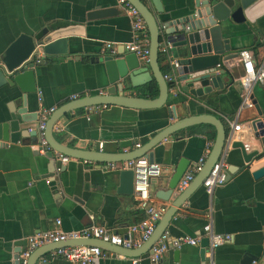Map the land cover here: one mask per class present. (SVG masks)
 Wrapping results in <instances>:
<instances>
[{
	"label": "crops",
	"instance_id": "0c3cea01",
	"mask_svg": "<svg viewBox=\"0 0 264 264\" xmlns=\"http://www.w3.org/2000/svg\"><path fill=\"white\" fill-rule=\"evenodd\" d=\"M194 1L160 0L163 13H158L151 0H142L161 20L186 14L193 8ZM109 8H113V12L88 17ZM255 14L252 22L235 26L232 47L235 52L248 49L261 57L264 2ZM131 21L132 17L119 0H0V52L20 34L38 38L46 29L75 27L67 36V54L34 68L33 91L24 93L16 85H0V121L9 109L20 105L18 97L22 94L26 95L27 111L37 114L42 107L58 108L72 100L73 94L78 98L100 94V91L104 94L109 86L104 59L109 54L102 52V45L106 41L118 44L132 41ZM117 49L118 53L124 50L121 45ZM127 53L124 50L115 57ZM159 64L164 71L167 69L165 60ZM228 66H235L234 83L220 93L207 95L205 100H194L177 91L175 96L170 93L168 102L160 108L133 109L115 105L98 111L82 108L61 117L55 124L54 135L61 144L85 150L129 152L136 149L137 143L141 147L176 119L206 113L222 121L232 140L244 142L247 150L257 148L261 152L246 165L239 149L229 147L222 158L223 167L226 171L233 165L238 169L210 194L202 184L196 188L167 228L172 236H195L203 234V227L209 223L215 233L229 234L230 241L209 255L206 248L205 263L198 244L170 248L157 264H264V176L258 179L252 176L254 170L264 167V148L252 140L248 126L249 118L255 114L254 106L240 109L242 85L237 81L241 72L238 61ZM153 83L156 84L154 79L144 91L133 88L127 93L154 98L157 94ZM261 83L252 86V94L264 105ZM175 85L181 88L180 83ZM172 108L176 117L169 116ZM236 124H240L239 130H234ZM201 125L178 130L152 149L153 163L161 166V174L150 180L152 195L167 188V178L181 157L188 159L192 168L206 150H211L215 136L209 135L213 130ZM37 142V136H29L23 143L8 142L0 148V264H17L25 238L53 229L56 220H60L59 228L63 231L97 224L133 238L128 233L129 226L143 219L145 213L134 201L133 191L125 190L120 170L109 169V163L71 158L56 172L54 154L39 152L33 146ZM175 195L174 192L166 202L170 204ZM104 251L105 256L99 258L97 264H155L150 261L148 251L135 257ZM48 254L49 251L44 255L48 257ZM46 264L71 263L52 258Z\"/></svg>",
	"mask_w": 264,
	"mask_h": 264
},
{
	"label": "water",
	"instance_id": "95a60500",
	"mask_svg": "<svg viewBox=\"0 0 264 264\" xmlns=\"http://www.w3.org/2000/svg\"><path fill=\"white\" fill-rule=\"evenodd\" d=\"M128 1L138 10L149 32V56L146 64H143L135 54L130 52L117 58L108 55L104 59L109 81L106 92L72 99L55 108L46 120L45 138L48 144L54 150L67 156L97 163H116L142 156L152 163L154 162L152 149L162 140L178 130L199 124H210L215 128L211 150L194 179L187 188L172 198L167 210L157 222L152 235L140 247L126 249L98 239H71L35 249L28 264H35L36 260L47 251L67 245H99L104 250L130 257L139 256L147 251L152 254V245L168 228L173 217L190 194L203 183L214 163L218 160L222 161V158L227 155L229 147L230 149H239L242 161L246 165L261 155L257 148L247 150L248 146L244 142L232 140V135L230 136V133L226 131L222 121L216 116L206 113L176 119L141 147L129 152L85 150L58 142L54 135L56 122L61 117L78 109L98 105H115L133 109H155L164 106L170 98V93L169 83L163 78L164 70L159 64L158 46L160 42L171 44V58L178 63L174 75L177 84L181 85L179 92H182L184 96H189L194 100H205L207 95L210 96L213 92L220 93L228 88L236 79L235 66L228 65L238 61V52H235L232 47L234 28L243 22H252L258 6L264 2V0H195L193 8L186 14L161 20L142 0ZM151 1L156 11L163 13L160 0ZM108 12H113V8L103 12H93L88 17ZM74 30V26L68 25L51 31L43 30L38 38L20 34L0 52V85L7 84L10 87L16 85L24 93L29 90L33 91L35 88L34 68L44 65L48 60L66 55L68 52L67 36L71 35ZM123 52L124 50L118 54L122 55ZM152 79L155 80L158 88L156 97H141L127 93L133 88L141 89V91L148 89L146 85ZM261 84L264 85V80ZM251 98L255 114L249 118L248 126L251 130L252 140L258 141L264 148V105L258 98H254V94H251ZM18 99L20 105L15 109H9V113L3 116L0 121V148L6 146L8 142L20 141L23 143L25 138L36 136L38 114L36 111L30 113L27 111L26 95L22 94ZM169 116L176 117L173 108ZM47 153L51 156V152ZM190 164L188 159L181 157L167 178V188L157 190L155 196L164 201L171 199L178 180ZM237 169L238 167L235 165L227 169L226 181ZM120 176L125 190L131 193L134 184V170H120ZM252 176L254 179L264 176V167L254 170ZM199 246L201 247L202 261L205 263L207 258L204 253L209 246V237L201 238ZM16 255L18 257V254ZM249 260L251 261V258ZM16 262L18 264V260Z\"/></svg>",
	"mask_w": 264,
	"mask_h": 264
},
{
	"label": "built area",
	"instance_id": "2783aa9c",
	"mask_svg": "<svg viewBox=\"0 0 264 264\" xmlns=\"http://www.w3.org/2000/svg\"><path fill=\"white\" fill-rule=\"evenodd\" d=\"M119 3L132 17V41L123 44L106 41L102 45V52L115 57L119 55L117 47L118 45H121L125 51L133 53L139 60L147 62L150 39L144 19L133 4L128 0H119ZM171 48L170 43L160 42L158 46V53L165 57L167 69L163 73V78L169 83V93L175 96L177 91H179V87L175 85L177 84V81L174 75L178 63L175 59L171 58ZM36 60L38 59L36 58ZM238 64L241 72L237 81L242 85L240 109L245 107L251 108L253 107L251 98L252 86L255 83L262 82L264 80V49L261 57H256L248 49L238 51ZM99 93L102 94V91ZM70 97L71 99L78 98L76 94H73ZM102 107L104 108L106 105L91 106L88 108L98 111ZM53 111V107H42L38 111V123L35 128L38 142L33 146L41 153H53L57 162L55 170L56 172H59L61 167L73 157L54 150L45 138L46 120ZM239 128L240 124H236L234 126V130H239ZM135 147L139 148L140 144L137 143ZM209 152V150H206L205 155L200 158V160L192 168H188L180 177L173 190L176 194H179L188 187L190 182L194 179L196 173L203 166ZM108 168L134 170L133 198L137 203V206L145 213V217L129 226L128 233L133 235V238L123 237L112 232L105 225L97 224H90L76 231H63L59 228L60 220H56L55 227L53 229L33 234L25 238L26 244L19 254L18 264H28L31 254L35 249L41 246L64 242L71 239H98L102 242L115 246H121L126 249L138 248L146 240H148V238L152 235L157 222L169 206L166 201L157 198L150 192V180L152 177H157L161 174V166L157 163H149L147 158L142 156L119 163L110 162L108 164ZM225 182L226 170L223 167V162L218 160L212 166L202 185L205 188V191L210 194L215 187L221 186ZM204 235L209 237L207 255L212 253L215 248L227 241H230L231 239L229 234L215 233L209 223L203 227V234L199 233L195 236H172L170 231L166 229L152 245V254L149 255V259L152 263L157 264L162 255L170 248L177 249L182 245L196 246L200 243V240ZM48 255V257L45 255L40 256L36 260L35 264H46L48 260L52 258H61L71 264H97L99 258L105 256V251L99 245L80 244L57 247L50 250ZM133 262L136 263L137 259H134Z\"/></svg>",
	"mask_w": 264,
	"mask_h": 264
},
{
	"label": "trees",
	"instance_id": "16d2710c",
	"mask_svg": "<svg viewBox=\"0 0 264 264\" xmlns=\"http://www.w3.org/2000/svg\"><path fill=\"white\" fill-rule=\"evenodd\" d=\"M165 60V57L162 55V54H159V62L162 63V61ZM166 71V70H165ZM154 85V88H155V92L156 94H158V88H157V85L155 83H153ZM150 89V88H149ZM201 126H206L208 128H211L213 131L212 133L209 135L211 138H213L215 136V128L214 126L210 125V124H202ZM190 128V127H188Z\"/></svg>",
	"mask_w": 264,
	"mask_h": 264
}]
</instances>
